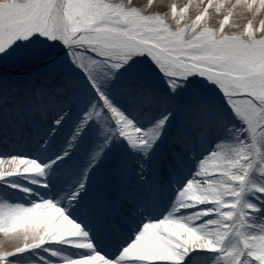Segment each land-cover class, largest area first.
Returning a JSON list of instances; mask_svg holds the SVG:
<instances>
[{
    "label": "snow or ice",
    "instance_id": "obj_1",
    "mask_svg": "<svg viewBox=\"0 0 264 264\" xmlns=\"http://www.w3.org/2000/svg\"><path fill=\"white\" fill-rule=\"evenodd\" d=\"M0 264H264V0H0Z\"/></svg>",
    "mask_w": 264,
    "mask_h": 264
},
{
    "label": "bare ground",
    "instance_id": "obj_2",
    "mask_svg": "<svg viewBox=\"0 0 264 264\" xmlns=\"http://www.w3.org/2000/svg\"><path fill=\"white\" fill-rule=\"evenodd\" d=\"M189 0H154V3L157 5H168L171 3H175L177 5L182 6L185 3H188ZM201 0H191V3L193 6H195L196 4L200 3ZM0 239H3L2 236H0Z\"/></svg>",
    "mask_w": 264,
    "mask_h": 264
},
{
    "label": "rangeland",
    "instance_id": "obj_3",
    "mask_svg": "<svg viewBox=\"0 0 264 264\" xmlns=\"http://www.w3.org/2000/svg\"><path fill=\"white\" fill-rule=\"evenodd\" d=\"M141 2H142V0H141Z\"/></svg>",
    "mask_w": 264,
    "mask_h": 264
}]
</instances>
